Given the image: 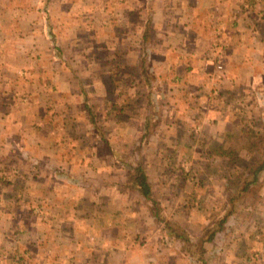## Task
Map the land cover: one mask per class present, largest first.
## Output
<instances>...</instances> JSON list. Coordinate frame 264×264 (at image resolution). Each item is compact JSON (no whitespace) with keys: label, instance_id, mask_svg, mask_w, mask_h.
Wrapping results in <instances>:
<instances>
[{"label":"crops","instance_id":"obj_1","mask_svg":"<svg viewBox=\"0 0 264 264\" xmlns=\"http://www.w3.org/2000/svg\"><path fill=\"white\" fill-rule=\"evenodd\" d=\"M131 128L150 131L136 138L145 153L114 150L111 136ZM259 130L264 0H0V264H197L175 230L203 238L227 195L214 180L192 189L179 162L189 177L197 161L232 160L239 174ZM137 159L166 222L123 167ZM254 215L208 264H264Z\"/></svg>","mask_w":264,"mask_h":264},{"label":"trees","instance_id":"obj_2","mask_svg":"<svg viewBox=\"0 0 264 264\" xmlns=\"http://www.w3.org/2000/svg\"><path fill=\"white\" fill-rule=\"evenodd\" d=\"M252 140H254L252 145L256 146L257 139L254 138ZM123 167L132 171L130 177L131 184L137 187L145 201L150 204L157 220L166 222L165 219L168 215L165 213L162 205L152 195V188L141 160L137 159L126 162L123 164ZM244 169L246 171L240 176L228 178V183L225 187L227 208L222 216H218L215 219L213 227L207 230L203 238L189 241L185 232H180L181 230L178 227L175 230V233L181 239L186 240L187 245L190 244L189 247L193 251V257L197 264H208V259H213L215 249L219 247L217 244L225 240L236 228L242 224H246L258 209V202L260 200L258 198L260 195L259 189L263 184L261 181L264 175V157L254 161L250 166L246 165ZM235 186L238 187L237 190L234 189ZM249 197H251V200L247 202ZM210 251L212 257L208 256Z\"/></svg>","mask_w":264,"mask_h":264},{"label":"rangeland","instance_id":"obj_3","mask_svg":"<svg viewBox=\"0 0 264 264\" xmlns=\"http://www.w3.org/2000/svg\"><path fill=\"white\" fill-rule=\"evenodd\" d=\"M84 1L85 0H83V2ZM86 29L88 30L90 28L86 27ZM72 66H75V65H69L68 63H66V65H65V67L68 68L69 70H71ZM80 67L82 69H87V68H85L86 66L80 65ZM112 69H113L112 70L113 74L119 75L120 72H121L120 66H115ZM87 71L88 70H86V72ZM145 71L150 73L149 70H145ZM84 82H85V84H84ZM84 82H83V84H84L85 87L88 86V84L92 83V81H84ZM87 89H89V87ZM139 93L141 94V96H140L141 98L138 100V103H142L144 105L146 103V99L145 98L148 95L147 90H144L143 92H139ZM133 96H134V94H132L130 96V99L132 100V102H135V100H134L135 97H133ZM119 97H118V99H119ZM142 98H144V99H142ZM114 107H116V106H114ZM258 112H256L255 116L252 117L251 113H248L247 111H245L244 114L242 115V120L243 121H255V122H258L259 124H263L262 113H258ZM100 113H102V111H100ZM101 121H102V118H100L99 121H98L100 126L102 127ZM245 126H248V124L245 125ZM256 127H257V125H256ZM103 129L104 128L97 129L99 131V135L101 137L104 136L103 135L104 130L106 131V133L109 131V130H106V129L103 130ZM144 131L150 132V131H148L145 128L144 129L143 128L142 129L141 128H139V129L131 128L127 132H125V130L117 129L116 134L114 136H111V137H113V139H112L113 145L112 144L111 145L114 146V150L118 149V150H120L122 152H127V153H129V152L130 153L140 152L141 154H143V153H145L147 151V149H146L147 145L146 146L145 145L140 146L139 144L136 143V138H137V136H141ZM259 131L262 134L257 137V138H259V140L258 139L256 140V146L252 145V142L254 141L252 139H248L247 140V145L245 146V149L248 151V154L247 155L245 154V158H247V156L252 157V155H254L256 158L255 159H247V160L245 159V160H241L240 162H238V165L240 164L239 165V168H240L239 174L233 172V170H235V166H237V164H236V162H232V160H227V162L225 160L209 161V162L197 161V162H195V164H196L195 171H196V175L197 176L195 174H192L193 177L192 176L189 177L187 171H185L184 166H182V164H185V163L179 162L178 171L180 172L181 175H180V177H178V179L179 180H183L184 183L186 184L188 179L191 178L192 182H193V184L190 182V184H192V189H198L202 185H211V181L212 180H214L215 184L222 185V186L226 187L227 183H228L227 182L228 178H231V177L233 178V177L240 176L242 173H244L246 171V169H244L246 167V165L250 166V164L253 163L254 161L260 160V159H262L264 157V132L262 130H259ZM121 139H125L127 141V143L124 144V145H121L120 144L121 143ZM129 142H132V143H129ZM250 146H253V147H250ZM215 148L217 149V148H219V146H214L213 150H215ZM229 148H231V146H229ZM242 155L244 156V153H242ZM186 168H189V167H186ZM211 170H216L215 171L216 173H219V172L221 173V171H223L222 173H224V175L220 174V176H219L220 178H218V179H217L216 176L210 177L207 174L208 173H212ZM212 175H213V173H212ZM222 182H223V184H222ZM261 183H263V184H262V186L259 189L260 195L258 196V198H260V200L258 202V209L256 211V212H259V213H260L261 210H262V212H264V175L262 177ZM234 189L237 190L238 187L235 186ZM197 196L200 197L201 194L199 193ZM220 200H221V197H220ZM250 200H251V197H249L247 202H250ZM222 204L223 203H221L219 205L215 204L213 206H216V207H210L211 210H208L209 211V216L212 217L214 212H217L218 215L221 212H225V210L220 207V206H222ZM200 206H201L200 203L194 204L192 206L193 207L192 211H195V213L196 212L199 213V208L198 207H200ZM165 213L167 214L166 211H165ZM201 216L198 215V218L200 219ZM176 217L179 218L178 214H177ZM249 219H250V221L252 220L251 218H249ZM255 228H256V226H255ZM204 232H206V230ZM260 239L264 240V237H262ZM255 254L259 255L260 253H256L255 252Z\"/></svg>","mask_w":264,"mask_h":264},{"label":"built area","instance_id":"obj_4","mask_svg":"<svg viewBox=\"0 0 264 264\" xmlns=\"http://www.w3.org/2000/svg\"><path fill=\"white\" fill-rule=\"evenodd\" d=\"M211 59H212V64L215 66V77L218 80H222L224 75H225V66L223 63V52L222 48L220 47H215L212 50ZM35 213H40L38 209L35 210Z\"/></svg>","mask_w":264,"mask_h":264}]
</instances>
